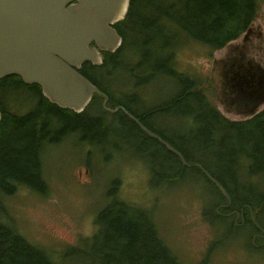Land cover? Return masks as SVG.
Returning <instances> with one entry per match:
<instances>
[{"label": "rangeland", "instance_id": "rangeland-1", "mask_svg": "<svg viewBox=\"0 0 264 264\" xmlns=\"http://www.w3.org/2000/svg\"><path fill=\"white\" fill-rule=\"evenodd\" d=\"M153 3L156 6L151 12L165 14L157 43L168 48L178 45L174 68L197 76L205 93L227 117H249V112L236 107L228 109L213 86L214 60L225 55L228 44L210 50L184 32L179 23V19L188 20L183 18V0H153ZM143 8L146 10L145 6ZM253 22L255 25L260 23L264 29V0H261ZM146 34L130 33L140 41L147 38ZM242 37L240 35L229 43L241 41ZM141 49L139 43L127 44L124 56L130 58L132 51L141 52ZM153 63L159 64L147 62L144 70L148 79L138 86H135L136 81L142 77L146 79L145 75L138 71L134 79L129 78L127 70L131 64L128 62L127 67L123 65L124 69L120 64L121 68L108 67L96 75L109 88L117 90L116 93L131 83V89L141 94V101L137 98L136 105L147 108L168 101L188 81L178 80L167 72L172 64H159L164 69L158 70L160 68ZM29 95L35 98L30 99ZM35 95L36 90L31 91L20 84L1 94L0 98L3 102L6 98L16 100L10 109L25 111L38 101ZM197 103L192 98L188 105L192 108ZM179 108L182 112L170 109L152 115V119L172 136L184 139L191 135L192 128L195 131L199 128L196 119ZM215 126L214 123L209 129L218 136L219 132L213 129ZM129 135L117 136L110 128L98 132L85 128L70 131L60 140L48 143L41 152L43 176L47 182L45 192L20 185L13 194L0 196V218L16 226L33 243L47 249L56 264H105L110 259H118L119 255L112 249L111 230L98 221V214L109 204H129L133 210L138 208L141 214L152 219L149 223L154 222L163 242L190 264H264V232L256 231L252 238V225L235 228L230 218L216 217L215 210L211 209L219 194L211 182L194 169H189L182 178L167 180L160 176L157 174L159 169L165 173L168 167H178L177 162L168 160L162 148L148 147ZM200 137V143L205 144L208 139L205 130ZM219 147L216 142L211 147L212 152ZM225 168L227 176L232 173L230 166ZM239 182L243 184L245 195L252 199L258 200L262 196L260 193H264V171L250 175L243 170ZM257 205L259 208L253 216L257 223L264 225V202Z\"/></svg>", "mask_w": 264, "mask_h": 264}, {"label": "trees", "instance_id": "trees-1", "mask_svg": "<svg viewBox=\"0 0 264 264\" xmlns=\"http://www.w3.org/2000/svg\"><path fill=\"white\" fill-rule=\"evenodd\" d=\"M130 1L127 16L121 23L124 28L123 45L117 51L106 52L104 60L94 65L91 72L86 71L85 68L80 70L102 90V92H94L83 110L76 111L70 107L60 106L43 93L40 84H25L19 75L10 74L0 78V95L24 84L31 91L36 90L38 97V101L25 111L19 108L10 109L17 103L16 100L10 101L6 98V102H3L0 98L2 113L0 196L13 194L20 185L45 192L47 182L43 176L41 152L48 143L60 140L73 130L80 131L86 128L98 132L110 128L117 136L121 137L124 133H128L130 137L148 147L162 148L167 153L168 160H174L178 164L176 168L168 167L165 173L162 169L157 171V174L167 180L182 178L189 169H194L211 182L219 194V199L211 209V211L215 210L216 217L230 218L232 227L235 228L252 225L254 227L252 238L256 231L264 232L261 227L263 224L257 223L252 217L259 208L257 204L264 202V193H260L262 196L260 195L258 200L252 199L245 195L243 184L239 182L243 170H247L250 175L264 171V108L241 119L227 117L205 93L197 76H191L174 68L176 67L175 47L178 45L168 48L157 43L165 14L151 12L155 5L153 0ZM260 2L261 0H183L182 14L183 18L186 17L188 20L179 19V23L184 32L210 50L221 48L238 38L252 24ZM130 33L139 35L147 33L148 36L140 41ZM134 42L141 45V52L134 50L130 58L125 57L126 45ZM148 61H157L163 66L172 64V68L167 69L169 70L167 72L178 80L188 79V81L186 80V85L175 92L168 101L147 108L137 106V98L141 101V94L131 89V83L122 90L123 94L120 91L116 93L117 90L115 92V89L109 88L108 84L96 75L99 70L108 67L111 69L123 68V65L127 67L128 62L131 64V68L127 70L128 77L134 79L138 71L146 74L144 68ZM153 64L157 65V63ZM159 64L156 68L163 70L164 67ZM145 78H139L135 86L146 81L148 76L145 75ZM29 98L35 97L29 95ZM192 98L198 103L191 108L188 103ZM136 102L137 105L132 104ZM117 105H122L123 109L112 110ZM179 107L183 108L184 113L189 112L191 117L196 119L199 128L196 131L192 128L191 135L184 139L172 136L164 127L149 119L151 115L162 111L170 109L181 111ZM129 113L134 114L147 127L159 133L161 138L150 135ZM214 123L216 126L213 129L219 132L218 136L209 129ZM204 130L208 139L205 144H201L200 135L202 133L204 135ZM216 142L220 147L212 152L211 147ZM173 148L184 155L187 163ZM247 159L248 162H245ZM222 163L228 165H220ZM225 166L232 168V173L228 176ZM207 172L225 186L232 198L231 203ZM128 205L109 204L98 214V221L111 230L112 249L119 255L118 259H110L105 264H179L175 252L163 242L154 222L149 223L152 219L149 220L141 214L138 208L133 210ZM242 210L249 221L241 223V218L236 221L238 212ZM211 211L206 210V212ZM225 212L227 214H223ZM0 264H56V262L47 249L33 243L20 233L16 226L0 218Z\"/></svg>", "mask_w": 264, "mask_h": 264}, {"label": "water", "instance_id": "water-1", "mask_svg": "<svg viewBox=\"0 0 264 264\" xmlns=\"http://www.w3.org/2000/svg\"><path fill=\"white\" fill-rule=\"evenodd\" d=\"M129 4L130 0H0V78L18 74L27 83H39L60 106L83 110L94 92H102L80 71L85 60H100L98 48L89 43L96 40L102 48H118L122 37L110 22L122 16ZM221 62L222 58H215L212 72L218 98L224 104L256 99L248 112L250 116L258 112L264 104L261 64L254 60L255 70H235L224 78ZM1 115L0 110V119ZM207 173L231 201L225 186Z\"/></svg>", "mask_w": 264, "mask_h": 264}, {"label": "flooded vegetation", "instance_id": "flooded-vegetation-1", "mask_svg": "<svg viewBox=\"0 0 264 264\" xmlns=\"http://www.w3.org/2000/svg\"><path fill=\"white\" fill-rule=\"evenodd\" d=\"M129 8H130V4H129L127 11L124 12L122 16H120L116 20L110 22V24L114 28H116L118 34H120L122 37V42L118 46V48H116L115 50H111L108 48H102L101 46H99V44L97 43L96 40H92L89 43V45H92V46H95L98 48L100 60L94 61L92 59H87L81 64L80 70H83L85 68L86 71L91 72L94 65L100 64L104 60L106 52L117 51L123 45L124 28L122 27L121 23L123 22V20L127 16ZM250 26L251 27L249 28L248 33L246 32V30H247L246 29L243 32V34H241V35H243L242 40L228 45L229 49L226 51L225 55L222 56V62L220 63V66L222 68V73H223L224 78L230 77V75L232 74L231 72H234L235 70H239V71L240 70L241 71H245V70L248 71L249 69L255 70V68L251 65L252 64L251 62H253L254 60L261 64L260 66H261L262 70L264 71V29L260 23L255 25V23L252 22V24ZM260 66H259V68H260ZM16 75H18V74H16ZM21 79H22V82L25 84H39V83H27L23 80L22 77H21ZM255 102H256V99L243 98V99H239V100L233 102L232 104L229 102H226L225 104L224 103L223 104L230 110L232 108H234L237 104H241L237 107L238 110H240L242 112H248L254 106ZM132 104L136 105L137 102H136V104L135 103H132ZM118 106H119L118 109L122 108L121 107L122 105L121 106L117 105L116 107H118ZM125 112H127V111H125ZM129 114H131L133 119H135L136 122L139 125H141L143 128H145L150 135H153L152 133L159 135V133H157L153 129H150L149 127H147L146 124L142 120H140L137 116H135L132 113H129ZM151 117H152V115L149 117V119L152 121L153 119ZM153 136L157 137L156 135H153ZM159 136L157 138L160 139L161 136L160 137ZM231 202H232V200L229 203H231ZM223 214H227V212H225ZM252 217L254 218L253 215H252ZM239 218H241V223L244 221H249V219H247L243 210L241 212H238L236 221ZM177 261L179 264H190V263L184 261L183 259H181L180 257H178V255H177Z\"/></svg>", "mask_w": 264, "mask_h": 264}, {"label": "bare ground", "instance_id": "bare-ground-1", "mask_svg": "<svg viewBox=\"0 0 264 264\" xmlns=\"http://www.w3.org/2000/svg\"><path fill=\"white\" fill-rule=\"evenodd\" d=\"M164 141V140H163ZM165 142V141H164ZM166 143V142H165ZM167 144V143H166ZM168 145V144H167ZM168 146H170L171 147V145H168Z\"/></svg>", "mask_w": 264, "mask_h": 264}]
</instances>
